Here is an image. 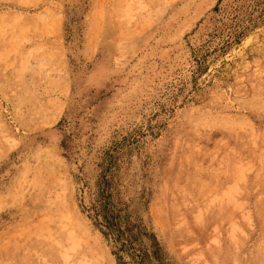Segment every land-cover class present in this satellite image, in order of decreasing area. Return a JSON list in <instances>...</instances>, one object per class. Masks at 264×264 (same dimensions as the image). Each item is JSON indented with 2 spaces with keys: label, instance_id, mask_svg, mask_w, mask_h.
Returning a JSON list of instances; mask_svg holds the SVG:
<instances>
[{
  "label": "rangeland",
  "instance_id": "1",
  "mask_svg": "<svg viewBox=\"0 0 264 264\" xmlns=\"http://www.w3.org/2000/svg\"><path fill=\"white\" fill-rule=\"evenodd\" d=\"M258 131L264 0H0V264H264L259 190L218 186L232 146L264 178ZM107 202L142 233L119 259Z\"/></svg>",
  "mask_w": 264,
  "mask_h": 264
},
{
  "label": "bare ground",
  "instance_id": "2",
  "mask_svg": "<svg viewBox=\"0 0 264 264\" xmlns=\"http://www.w3.org/2000/svg\"><path fill=\"white\" fill-rule=\"evenodd\" d=\"M252 137L254 140L249 141V142H245L244 146L252 145L253 147H256L257 149H259V152H260L259 157H261L263 159L264 158V131L255 132L254 136H252ZM241 146H243V145H239L238 147L232 146L231 148L226 149V154L224 157L225 160H224V164H223L225 167V170L223 172V176L225 178L221 181L220 185H218L219 186V193L221 192L223 194H226L227 197L229 196L230 198L238 199V198L244 197L246 195V193L249 192L250 188H249L248 184H251V185H253V187H255L259 190L258 197H257V199L253 205L255 207L264 206V178L251 179L250 177H247V173H248L247 167L249 164L242 157H240V155L238 154V149H240ZM259 164H260V162H259ZM230 168L232 169V171H228ZM261 168L262 167H260V169ZM175 169L177 170L178 176L186 175V176H188V178L194 180L195 182L199 181V177L202 175V173H207L208 175H211L213 172L212 167H207V165L205 166L204 164H202V162H200L197 159V156L194 153L190 154L188 157H186L185 160L183 159V161L176 162ZM259 172H261V171L257 170L256 173H259ZM263 172L264 171H262V174H264ZM256 175H258V174H256ZM171 179L176 181L174 178H171ZM168 187H170V191L168 189L167 194H169L171 197H175V198L185 197L184 196L185 193L188 192L187 186L182 185V186H178V187L177 186L176 187L168 186ZM206 187L209 188V185H206ZM211 187L214 188L215 186L214 187L211 186ZM216 188H214V189L216 190ZM206 190H207V188H205L203 186L202 187L199 186V187L195 188L193 195L196 196V195L201 194L202 196H206L207 195V194H205ZM209 192H210V190H209ZM175 193H178V194H175ZM231 230L233 232H231V238L229 239V241L235 246H240L242 243L240 237L239 238L236 237L234 230L233 229H231ZM23 233L26 234V231L25 232L23 231ZM26 236H27V234L24 237L26 238ZM64 243L65 244H71L69 241H67V239ZM44 244H46V242H44ZM61 244H63V243H61ZM56 245H58V244H56ZM260 245L263 249L264 248V237H261L259 239L257 246H260ZM263 252H262V254H263ZM64 255H66V252L64 253ZM7 264H9V263H7ZM10 264H19V263L12 262Z\"/></svg>",
  "mask_w": 264,
  "mask_h": 264
},
{
  "label": "trees",
  "instance_id": "3",
  "mask_svg": "<svg viewBox=\"0 0 264 264\" xmlns=\"http://www.w3.org/2000/svg\"><path fill=\"white\" fill-rule=\"evenodd\" d=\"M106 198L105 195H102ZM104 199V198H103ZM108 202L106 204L99 203L97 205H94V211L96 216V223L101 231V233L109 238L111 237L113 241H115L117 245L116 252L114 254L116 255L117 259H119V255L117 251H124L128 249H132V242H135L138 238V235L142 234L140 230L135 231L134 235H130V238L127 241H121V235L123 233L122 229L120 228L119 213L121 212V208H116L114 205H112V209H108ZM114 210V212H113ZM100 216L101 220L98 221V217ZM126 216L123 215V219H125ZM125 229L132 230V226L125 225ZM132 256L134 255L136 258L138 257L140 262H142L143 255L141 253H131Z\"/></svg>",
  "mask_w": 264,
  "mask_h": 264
}]
</instances>
